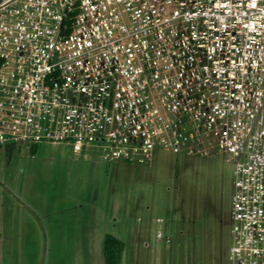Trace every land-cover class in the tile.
Returning a JSON list of instances; mask_svg holds the SVG:
<instances>
[{"label":"built area","instance_id":"built-area-1","mask_svg":"<svg viewBox=\"0 0 264 264\" xmlns=\"http://www.w3.org/2000/svg\"><path fill=\"white\" fill-rule=\"evenodd\" d=\"M7 143L220 157L230 264H264V0H1Z\"/></svg>","mask_w":264,"mask_h":264},{"label":"rangeland","instance_id":"rangeland-1","mask_svg":"<svg viewBox=\"0 0 264 264\" xmlns=\"http://www.w3.org/2000/svg\"><path fill=\"white\" fill-rule=\"evenodd\" d=\"M233 181L220 157L130 165L103 148L0 145V264H104L107 234L121 264H230Z\"/></svg>","mask_w":264,"mask_h":264},{"label":"trees","instance_id":"trees-1","mask_svg":"<svg viewBox=\"0 0 264 264\" xmlns=\"http://www.w3.org/2000/svg\"><path fill=\"white\" fill-rule=\"evenodd\" d=\"M39 146L31 147V153L35 154ZM124 250L125 243L123 241L113 235L107 234L103 245L104 264H121Z\"/></svg>","mask_w":264,"mask_h":264},{"label":"water","instance_id":"water-1","mask_svg":"<svg viewBox=\"0 0 264 264\" xmlns=\"http://www.w3.org/2000/svg\"><path fill=\"white\" fill-rule=\"evenodd\" d=\"M0 2H1V0H0Z\"/></svg>","mask_w":264,"mask_h":264}]
</instances>
